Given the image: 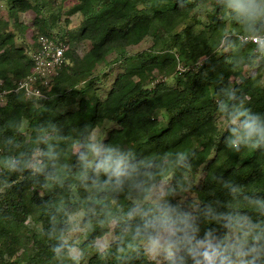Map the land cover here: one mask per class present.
<instances>
[{"label":"trees","instance_id":"1","mask_svg":"<svg viewBox=\"0 0 264 264\" xmlns=\"http://www.w3.org/2000/svg\"><path fill=\"white\" fill-rule=\"evenodd\" d=\"M8 1V19L0 17V78L5 87L33 69L26 49L16 45L14 32L20 26L21 13H35L33 24L38 35L54 37L69 46L75 41L89 42L88 52L94 59L79 57L68 46L64 65L50 79V89L42 88L46 99L11 93L0 105V264H73L67 257L53 258L50 247L56 241L46 235L50 217L60 204L68 211L95 208L97 213L84 218V223L91 220L92 226L82 233L79 264H156L147 260L142 246L123 253L117 250L124 224L135 222L128 221L127 215L136 193L126 185L121 192L97 194L86 190L79 178L74 144L84 142L105 122L114 125L102 141L118 145L136 158L163 157L177 151L194 153L187 161L190 168H170L169 180L171 186L179 182L183 187L185 180L202 172V179L190 188L194 201L182 203L170 196L173 203H211L224 211L225 205L234 203L223 187L225 180L242 185L246 195L264 198V151L226 148L222 141L225 133L219 131L215 120L219 114L216 93L223 87L237 90L246 97L248 107L264 114V52L240 41V36H246L242 27L217 6L216 0H70L82 19L75 35L68 38L53 33L52 16L40 17L44 9L33 2L43 0ZM202 7L214 10L204 23L193 16ZM19 28L23 33L25 28ZM145 39L152 42L147 50L126 55L127 48ZM108 57L113 59L107 64L122 62L124 69L100 98L93 72L106 64ZM244 66H256L255 73L242 77ZM154 73L173 75L174 85H167L166 79L157 81ZM159 113L166 116L164 124ZM49 146L56 153L55 161L39 155ZM35 154L38 157L34 158L45 165L42 173H33L28 167L10 171L5 166L10 159L24 165ZM50 173L57 177L56 182L46 179ZM103 179L106 177L101 176ZM101 199L118 219L117 224H112L111 217L96 203ZM253 219L260 217L254 215ZM111 225L114 241L100 251L96 240L104 237Z\"/></svg>","mask_w":264,"mask_h":264},{"label":"clouds","instance_id":"2","mask_svg":"<svg viewBox=\"0 0 264 264\" xmlns=\"http://www.w3.org/2000/svg\"><path fill=\"white\" fill-rule=\"evenodd\" d=\"M216 4L242 27L247 39L264 52V0H216ZM181 7H184L183 2ZM216 95L219 98L217 112L224 121L225 147L235 152L241 149L264 151V114L248 107L246 97L238 95L233 88L223 87ZM39 155L50 161L57 159L51 146ZM192 155L194 153L177 151L166 152L163 157L140 159L118 145L105 144L89 135L77 145L76 163L86 190L97 194L121 192L127 185L136 193L137 199L127 215L128 221L135 222L124 224L119 252L134 251L142 246L145 253L159 259L160 264H264V198L246 195L242 185L225 180L223 187L234 203L225 205L224 211H218L211 203L183 205L169 199L182 188L179 182L175 186L169 184L170 168H190L187 161ZM5 166L10 171L26 166L33 173H42L45 168L38 158L26 165L10 159ZM101 176L106 179L101 180ZM46 179L56 182L57 177L50 173ZM96 203L111 217L112 224L119 222L111 216L103 199ZM89 213L97 215L95 208L68 211L63 204L57 206L46 234L49 240L56 241L50 247L54 259L67 257L73 264H79L82 252L71 242V237L92 226L91 220L84 223ZM254 215L260 219H253Z\"/></svg>","mask_w":264,"mask_h":264},{"label":"rangeland","instance_id":"3","mask_svg":"<svg viewBox=\"0 0 264 264\" xmlns=\"http://www.w3.org/2000/svg\"><path fill=\"white\" fill-rule=\"evenodd\" d=\"M38 3L44 11L40 15L42 18L49 19L50 16L55 20L54 24V34L64 35L68 38L69 36H74L75 31L78 30L81 22V15L76 11V8L73 6V2L70 0H43V1H36L33 2V4ZM214 10L212 7H202L199 9H196L193 12V16H195V19L202 21L204 23L206 21V15L207 14H213ZM9 16V1H1L0 2V17L8 19ZM35 18V13L33 11H28L26 13H21L18 14V25L23 26L25 30H23V33H20V26H17V32L15 31L14 34L16 35V45L24 47L26 49V52L29 54L31 51L34 50L35 45L32 44L33 40H35V37L39 34L38 33V27L33 24ZM10 31H13V27L10 26ZM35 43V42H34ZM152 45V42L150 39H145L141 43H139L136 46L129 47L125 50L126 55H134L137 53H140L142 51L147 50L150 46ZM65 47H68L65 43ZM70 49H74V52L79 56V57H84L86 56L88 60H93L91 59V54L88 52L89 51V42H77L75 41L72 45L70 44ZM69 48L67 49L66 52H69ZM113 57H108L106 60V64H100L95 68V71L93 72L94 76H97L98 81L96 82V86L98 89V95L100 98L104 97L112 84L114 78L123 71V63L122 62H116L112 64H107L108 62L112 61ZM201 61V60H199ZM181 66V65H180ZM180 66H178L177 69H180ZM256 66L254 67H245L242 70L241 76L242 77H249L253 73H255ZM154 77L157 81H165L166 79V84L169 86H173L175 82V78L173 75L170 76H165V75H159L158 73H154ZM81 78V76H80ZM236 82H239V78L233 79ZM262 81H264V72L261 78ZM155 81V82H157ZM50 83L46 86L47 89H50ZM44 89V90H47ZM34 100H40V99H34ZM44 100V99H43ZM4 105V104H2ZM158 119L164 124L166 121V116L164 113H159L158 114ZM218 129L220 132L224 131V121L221 119L220 114H217L215 117ZM114 124H109V123H103L102 126L96 128L92 135H94L98 140H103L105 133L107 132L108 129L112 128ZM25 128L26 124H23L21 126L22 131L25 133ZM79 142H75L74 144V151L77 150V145ZM38 157V154H35L32 157V161L34 162L35 158ZM26 165V163H24ZM26 167V166H25ZM27 168V167H26ZM203 173L199 172L196 174L194 177H189L187 180H185V183L182 188H178L176 195L174 196L176 199H179L180 202L184 203L186 201H194V195L191 194L190 188L193 185H197L199 183V180L202 179ZM170 184V182H169ZM107 218L105 220V223L107 222ZM26 225L29 226L30 223L29 221L26 222ZM112 225L110 226L109 232L102 238L96 240V245L99 248L100 251L104 250L109 243L114 241V236L112 234ZM83 232H77L71 237V242L74 243L78 248L81 242L83 241ZM18 255H21L19 253ZM147 260L150 262H155L156 264H160L159 259L157 258H152L149 257L147 254ZM25 256L23 255L22 261L23 263L26 261ZM14 260V259H13Z\"/></svg>","mask_w":264,"mask_h":264},{"label":"built area","instance_id":"4","mask_svg":"<svg viewBox=\"0 0 264 264\" xmlns=\"http://www.w3.org/2000/svg\"><path fill=\"white\" fill-rule=\"evenodd\" d=\"M239 39L243 43L255 45L247 39V36H240ZM34 45V50L29 53L33 67L30 74L13 81L9 87H5L4 81L0 78L1 106L5 104L7 96L11 93H22L27 99L47 98L42 88L47 89L46 86L51 82V77L57 75L64 65L68 47L64 46V41L43 35H38Z\"/></svg>","mask_w":264,"mask_h":264}]
</instances>
